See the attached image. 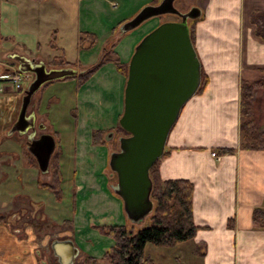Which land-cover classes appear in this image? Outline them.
I'll return each instance as SVG.
<instances>
[{
	"label": "crops",
	"instance_id": "crops-1",
	"mask_svg": "<svg viewBox=\"0 0 264 264\" xmlns=\"http://www.w3.org/2000/svg\"><path fill=\"white\" fill-rule=\"evenodd\" d=\"M66 1L2 0L0 36L23 48L14 49L12 54L60 67L50 66L48 60L62 50L66 61L81 64V70H86L109 47L115 53L113 59L128 63L140 37L134 29L121 34L118 27L141 6L159 2L133 0L122 16L116 0H78V23L68 24V14L61 8H66ZM198 7L202 13L193 21V43L208 82L182 108L159 159V174L163 180L193 183L197 230L190 241L202 247L198 263L264 264V216L260 215L258 222L254 219L255 209L264 214V150L242 149L240 138V84L264 77V36L252 21L253 14L264 13V0H204ZM109 14L111 21L107 20ZM157 23L154 20L144 31ZM66 36L68 44L78 49L74 57L66 52ZM52 38L59 49L50 47ZM42 47L47 48L45 52ZM115 65L114 61L101 65L88 80L83 95L81 86L67 87L74 80L51 81L54 84L36 92L31 111L60 147L63 196L61 200L54 197L55 201L51 191L41 186L50 180L51 172L39 170L35 158L20 142L24 135L9 133L18 115L12 118L10 113L18 100L11 97L18 95L17 90L2 92L3 88L11 89L12 83L0 78V264H59L52 253V240L71 239L77 247L81 230L74 210L78 212L79 176L88 172L87 160H83L87 144L95 129L113 127L123 109L125 76ZM109 76L114 77L113 84ZM106 99L110 105H105ZM253 113L257 127L263 128L264 84L254 89ZM65 194L71 197L67 202ZM107 198L117 208L109 215L122 218L121 202ZM115 218L111 220L116 222ZM117 220L115 224L124 222ZM77 249L72 264L82 254Z\"/></svg>",
	"mask_w": 264,
	"mask_h": 264
},
{
	"label": "water",
	"instance_id": "water-1",
	"mask_svg": "<svg viewBox=\"0 0 264 264\" xmlns=\"http://www.w3.org/2000/svg\"><path fill=\"white\" fill-rule=\"evenodd\" d=\"M175 0H159L146 5L133 18L123 22L124 34L153 17L173 14L177 20H165L146 33L134 48L127 64L123 94V111L118 125L127 133L120 136L119 150L110 152L108 165L116 175L113 191L123 204L131 223H142L153 211V188L150 169L164 155L169 133L177 122L184 105L201 85V62L191 39L189 20L201 16V9L192 6L180 11ZM17 70L30 73L33 79L23 90L18 115L9 133L27 138V150L35 158L42 173H47L56 149L53 134L36 136V115L28 112L35 93L44 84L82 74L75 67H51L23 55L12 54ZM45 130V125H37ZM113 132H109L110 139ZM52 253L59 264H72L78 249L71 239L53 240Z\"/></svg>",
	"mask_w": 264,
	"mask_h": 264
},
{
	"label": "rangeland",
	"instance_id": "rangeland-1",
	"mask_svg": "<svg viewBox=\"0 0 264 264\" xmlns=\"http://www.w3.org/2000/svg\"><path fill=\"white\" fill-rule=\"evenodd\" d=\"M77 1L78 0H67L65 3V5H67L65 9L61 5L62 10L66 11V14H68V24L73 23V22H75V24L78 23V17H77V15H78V8H77L78 2ZM118 1L116 0L117 4H121V6L119 8V13H121L122 16H125L124 11H127L125 9H127L129 5L133 6V0H124L123 2H120V1L118 2ZM203 1L204 0H175L174 6L177 9H179L180 11H187L192 6H198V3L203 2ZM1 3H4V2H2V0H0V5H1ZM152 4L153 3H149V4H145V5L141 6L137 10V12H135V14H133V16H131V18H133L143 7H145L146 5H152ZM51 8L52 7H50V9ZM129 11H130L129 12V15H130L131 10H129ZM116 13H117V11H114L115 15H116ZM110 15L111 14H109L108 18H107L108 21L112 20L110 18ZM131 18H129V20ZM120 19H123V17ZM177 19H178V17L173 15V14H165V15L153 17L149 20L144 21L142 24H140L139 26L134 28L135 34L137 36L139 35V37H140V39L137 41V43L141 40V38L146 33H148L150 30H152L154 28V26H152V28L150 30L147 29L146 31H144L147 27H149V25L152 22H154V20H157L158 21L157 24H159L161 21L177 20ZM82 20L86 21V18L83 17ZM116 21L117 20H115L114 22H116ZM114 25L116 27L118 24H114ZM189 26L193 27V20H189ZM119 27H118V30H119ZM128 37L129 36L125 37V39H123V41H125L126 38H128ZM112 40H110V42ZM66 41H67L66 46H65L66 52L71 57H74V55L78 49H76L74 45L68 44V41H70L68 36H66ZM49 43L52 44V39L49 41ZM137 43L134 46H136ZM50 47L52 49H59L58 47H56V46L53 47L52 45ZM106 48H109V47H106ZM134 48L135 47H133V49ZM14 49H17V50L20 49V51H21L23 48L15 46L14 41L10 40L9 38L4 39L2 36H0V78H3L1 80H8L12 83L11 84L12 87L10 85L11 89L9 88V90H6L3 88L2 90L1 89L0 90L4 93H8V92L10 93V92H14V90H17L16 94L18 95L15 97H11V99L18 97V100L16 101V109L14 108L10 112L12 114V118L15 117L16 113L19 110L20 103H21L20 96L23 94V90L26 88L27 84L33 79V75L30 73H27L26 75H24V74L21 75V81H20L21 85L19 88H17L15 86V84L9 79L8 76H11V74H13L15 71H17V61L14 58L10 57L12 55V53L14 52ZM46 49H47L46 47H42L41 51L45 52ZM104 53L105 52H103V54ZM104 55H106V57H108L110 59H113L112 53L109 54V52H108ZM64 60H66V59H65V56L63 54V51L61 50L60 52H57V55L52 56L51 59L48 61L51 62V64L49 63L50 66L53 65V66L64 67V65H65L63 63ZM105 63H107V62H104L103 64H105ZM127 64H125V65L116 64L115 66H116L117 71L119 73H123V75L125 73H127ZM47 67L51 68L49 66H47ZM83 67H84L83 65L79 64V65H76L75 68H78L80 70L81 68L83 69ZM92 76L93 75H91L88 78H81V77H78L76 75L74 77L64 79L63 81L74 80V83L67 85V87L69 86L71 88L77 89L78 87L81 86L82 90L80 93H82V95H83L84 92L87 91L85 89H87V87L89 86L90 81L88 82V80H90ZM109 77H111V81H112L111 84H113V81H115L114 77L113 76H109ZM260 79H264V77H261ZM125 81H126V74H125ZM50 84H54V83H49L48 86ZM52 88L53 87H51L49 89L48 93L53 90ZM201 91H202V89L197 94H199ZM37 96H38V93H36V95H34V98L32 99L30 106L28 107V112L32 110L33 105L35 104L34 103L35 98H37ZM5 99L6 98H4V102H5ZM106 100H105V105H107V104L110 105V100H108V99H106ZM122 111H123V109H122ZM122 111L117 116L118 119L121 116ZM73 114H75L74 110H73ZM118 119H117V122L115 123V125L113 127L103 128V129H95L94 131L102 130L103 133L111 130V132H113V135L110 139L105 138L104 140H101L100 144L93 143V140H92L93 137L91 136L90 141H88V144H87L88 145V149L86 150L87 154L84 153L85 157H83V160H87V164L85 165V167L87 166L86 171H88V172H85L84 174H80V176H79L80 180H81V181H79L81 187L79 190H77V194H76V198L78 201L77 202L78 212H76V210H74V213L77 217L78 224L80 226L78 228H80V230H81V231H79L80 234L77 237L76 243H77V247L82 251V254L80 255L79 258H77L75 260L74 264H93L92 257H90V256H95L94 258L101 262V256L106 251L110 250V247L113 243V240L108 235H106V233L104 232V228H107L110 225L117 223V221H118L117 219H119V220L123 219L124 220L123 224H125L127 229L128 230L131 229L133 231H136L137 228H139V227L146 226L148 219H149V217L146 218L140 224L131 223L127 219V217L123 211V207H122L123 204H122L121 199L118 197V195L112 189V184H116V175L109 168V165H108L109 155H110L111 151L119 150L118 138L120 136L127 135V133L118 125ZM39 122L40 121L36 119V122H35L36 136L41 132H47V133L52 134V132H49L47 129H45L44 131L38 129L37 125L39 124ZM5 132H6V130H4V133ZM93 132H92V134H93ZM20 142H21V144H23L24 149L28 152V150H27V138L25 136H22L20 138ZM58 144H59V142L57 140V146H56L54 153L58 152L60 154V147ZM241 148L244 149L242 146H241ZM88 151L91 152L92 154H89ZM27 152H26V155L28 156ZM54 153H53V155H54ZM212 155L215 157L217 156L214 152L212 153ZM102 159H103V161H102ZM104 161H105V163L103 165ZM49 171L51 172L50 168H49ZM82 172H84V170H82ZM96 172H98L97 176H95ZM97 177H98L97 180L100 182V184L97 180H95V178H97ZM45 178L46 177H43L42 180H44ZM85 178H88L87 181H85ZM89 178H91L93 180L92 184L88 182ZM49 194L51 196V199L55 201V199H56L55 194L52 191ZM67 194H68V190H67ZM106 195L112 196V197H114V199H117L121 202L120 203V205H121L120 210H121L122 218H117V217L115 218L114 215H109L111 210L116 211L117 208L115 207L116 203L112 204L111 203L112 201H109ZM54 197H55V199H54ZM65 197H66V194H65ZM70 198L71 197L68 196L65 198L64 201L67 202L66 200L67 199L70 200ZM110 203L112 205H110ZM95 206L97 209L93 210L92 207H95ZM254 211H257L256 217L254 219H255V221L258 222V217L260 215L264 216V214L259 209H255ZM68 213L70 214V210H68ZM66 215H67V212H65V216ZM111 218L112 219L115 218L116 222L112 221ZM263 224H264V221H263ZM52 241L50 243H52ZM178 244H175L172 246H154L151 243H149L148 245L145 246V249H144L145 255L151 259L152 264H201V263H198V255H200L199 253L202 251V247L200 245H193V243H191L190 240L186 241V243L183 242V244H180V245H178Z\"/></svg>",
	"mask_w": 264,
	"mask_h": 264
},
{
	"label": "trees",
	"instance_id": "trees-1",
	"mask_svg": "<svg viewBox=\"0 0 264 264\" xmlns=\"http://www.w3.org/2000/svg\"><path fill=\"white\" fill-rule=\"evenodd\" d=\"M252 21L257 25L258 33L264 36V30H262L264 29L262 24L264 13L253 14ZM190 34L193 40V27H190ZM51 45L55 47L54 38H52ZM104 52V54L109 52V54L115 55L112 48H105ZM104 54L96 64L77 76L81 78L90 77L104 62L114 60L118 65L127 64H122L117 58L110 59ZM63 63L64 66L76 67V64H71L66 60ZM207 82L208 78L201 70V85L197 93L203 89ZM263 84L264 79L260 78L253 82L242 81L240 84V138L241 146L244 149L264 150V127H257L253 113V91ZM108 134L109 132L103 133L102 130L94 131L92 134L93 143L100 144L101 140H104ZM59 156L58 152L52 155L50 180L41 183L42 187L55 194L57 200H61L63 195ZM150 176L153 182L151 198L154 202V208L148 216L147 225L137 228L136 231L128 230L124 224H112L104 228V232L113 240V244L110 250L101 256V262L92 257L93 264H152L151 259L145 255L144 251L147 243L154 246H172L189 241L194 237L197 226L193 220V183L187 179L163 180L159 174V160L150 169ZM256 214L257 211H254V218Z\"/></svg>",
	"mask_w": 264,
	"mask_h": 264
},
{
	"label": "built area",
	"instance_id": "built-area-1",
	"mask_svg": "<svg viewBox=\"0 0 264 264\" xmlns=\"http://www.w3.org/2000/svg\"><path fill=\"white\" fill-rule=\"evenodd\" d=\"M21 75H23V74L18 72V71H15L13 74H11V76H8L9 79L15 84V86L17 88H19L21 85V82H20L21 81Z\"/></svg>",
	"mask_w": 264,
	"mask_h": 264
},
{
	"label": "flooded vegetation",
	"instance_id": "flooded-vegetation-1",
	"mask_svg": "<svg viewBox=\"0 0 264 264\" xmlns=\"http://www.w3.org/2000/svg\"><path fill=\"white\" fill-rule=\"evenodd\" d=\"M85 71V70H84Z\"/></svg>",
	"mask_w": 264,
	"mask_h": 264
}]
</instances>
